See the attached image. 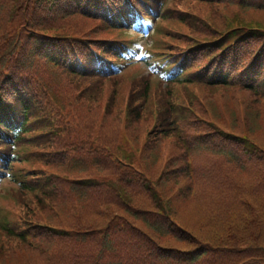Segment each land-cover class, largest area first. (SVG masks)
<instances>
[{"label":"trees","instance_id":"obj_1","mask_svg":"<svg viewBox=\"0 0 264 264\" xmlns=\"http://www.w3.org/2000/svg\"><path fill=\"white\" fill-rule=\"evenodd\" d=\"M189 1L188 9L195 6L223 16L229 12L228 6L242 15H246L243 10H250L248 14L264 11V4L253 0ZM121 2L0 0V128L8 131V115L28 112L37 100L57 106L50 93L53 90L64 102L59 108L62 115L43 124L50 132L42 163L47 165L51 179L49 175L47 180L42 178L38 169L30 174L31 181H24L22 191L32 195L28 217L33 223L28 221L24 232L1 227L9 243L16 241L6 253L50 229L46 253H37L46 257L48 264L57 246L59 260L67 256L68 262L56 264H264V145L244 136L247 140L238 139L242 145L237 148L216 122L204 119L198 104L201 100L195 99L191 110L172 98L173 85L184 89L192 85L196 94L204 88H234L248 92L257 104L263 102L264 26H241L246 28L242 32L235 27L220 31L210 26L199 30V36L170 30L166 36L174 46L172 57L182 58L184 77L174 74L166 86L152 83L151 76L138 79L130 84L127 95L119 98L116 78L102 93L99 83L85 85L64 69L65 61L75 53L65 37L95 38L99 32V23L92 19L93 28L81 33L73 22L78 18L72 16L86 13L75 5L80 3L86 12L93 6L115 12ZM165 18L189 29L191 22L200 17L196 11H171ZM225 71L232 76L231 81L223 74ZM149 89L152 95L148 99ZM46 90L49 98L43 99ZM117 105L122 106L123 135H127L120 134L114 150L110 144L113 133L107 137L102 125L107 117L116 121ZM150 118L154 119L152 133L141 145L135 138V128ZM94 122L99 126L94 127ZM23 129L24 125H19L15 140H20L18 132ZM166 140L179 154L167 162V168H159L154 165L158 157L153 160L147 155V147L152 149ZM69 151L75 161L69 159ZM200 152L222 153L228 163L225 170L236 172L239 181L234 183L208 172L206 166H196L194 155ZM66 161L70 167L79 165L75 170L80 169L81 174L71 176L57 171H66L62 168ZM189 177L210 188L190 193ZM163 180L170 187L167 199L160 188ZM181 182L187 184L185 189L178 184ZM183 192L188 199L195 195L202 198L204 218L177 220L171 202ZM63 206L68 223L50 224L51 219L58 221ZM82 208L88 211L84 220L79 213ZM45 212L49 226L36 224Z\"/></svg>","mask_w":264,"mask_h":264},{"label":"rangeland","instance_id":"obj_2","mask_svg":"<svg viewBox=\"0 0 264 264\" xmlns=\"http://www.w3.org/2000/svg\"><path fill=\"white\" fill-rule=\"evenodd\" d=\"M260 1L264 4V0H253V2ZM191 3L189 0H172V4L174 6L181 7L182 11L186 13H192L196 11L198 13V20L191 22V27L189 29H186V27L179 23L178 21H168V20H161L158 22L156 26L155 32L150 37V44L154 49H166L169 44V39L166 36L167 33L170 30H178L179 35H189L193 34L195 36H199V33H197L199 30H202L207 27H215L216 29L220 31H226L227 29H230L232 27H235V30L237 32L246 31L245 27L241 26H264V11H260V13H251L248 14L249 11L243 10V12L246 13V15H242L241 13L232 12L230 10L235 9L232 6H228L227 12L223 16L218 13H211L208 11H204L201 8L193 7L192 9H188L187 5ZM171 1H170V7H172ZM252 12V11H251ZM205 14V16H203ZM236 14V15H235ZM76 17L78 19H73L74 24L79 25L81 29V33H88L87 30L93 28V23L91 21L80 17V16H72ZM209 18V19H208ZM220 29H219V28ZM114 35V34H112ZM101 37V35L95 36V38ZM173 44V43H171ZM174 47V46H173ZM141 67L138 66H132L127 71H125L122 75V79L119 82L118 86L116 87V90L118 95L116 97L122 98L124 95H127L128 86L130 83L131 76L135 74L136 72L141 71ZM113 80L106 81L103 85V87L109 86V84ZM152 83H155V80H151ZM174 90L172 91V98L174 101H176L178 104L183 105V107H188L189 109L193 110V104L195 99L201 100V103L198 102V104L201 107L202 113L204 114V119L207 121H213L218 124L220 127L222 133L228 134V136L231 138L234 142H229L232 145H235L237 148L242 145L241 142L238 141L240 138H245L244 136L250 138L251 140L264 145V101L263 102H254L251 99V95L244 91V90H236L234 88H228V89H212V88H204V91L202 89H197L198 93L195 92V87L192 85H186V88L179 87L178 85H173ZM104 89L102 88V93H104ZM97 96V100L100 101L101 95ZM108 90H105L104 99L107 98ZM61 103L57 102V106H60ZM37 106V105H36ZM39 106V105H38ZM211 108L214 109V111L211 112ZM118 114H115L116 121L114 122L111 117H107L105 122L103 123V130L104 133L109 137L113 133V141H110L111 147L116 150L118 143L120 141L119 136H126L127 134L123 135L124 133V120L122 116V106H118ZM191 114V113H189ZM154 119L150 118L146 121H143L141 124H138L135 128L136 131V140L137 143H140L141 145H145L146 142H148L150 138H146V136H150L152 133L151 127L153 125ZM226 122L225 127L222 129V123ZM94 127H98L99 125L94 122ZM137 124V123H136ZM135 124V125H136ZM134 125V126H135ZM132 129V128H131ZM121 134V135H120ZM147 134V135H146ZM246 139V138H245ZM128 141V139H125ZM247 140V139H246ZM146 141V142H145ZM238 141V142H237ZM249 141V140H248ZM122 142V140H121ZM251 142V141H250ZM106 143V142H105ZM253 143V142H252ZM107 146V144H106ZM35 147H28L22 143V150H24L25 153H30L32 149ZM147 155L151 156L153 160H155L156 157H158L157 162L154 164L155 166L161 168V167H168L167 162L171 160L172 157L176 158V156L179 154V151L174 148V146H170V140H166L164 143L158 142L156 147L154 148H148L147 147ZM138 155V153H137ZM182 156V155H181ZM180 156V157H181ZM138 157V156H137ZM195 157V164L196 166H206L208 168V172H211L212 174L220 175L224 178L229 179L230 181L237 183L239 181V176L236 172L225 170L224 165L228 164L225 160V157L220 152H200L196 153L194 155ZM69 159L72 161H75L76 158L74 157V154L69 151ZM181 165H183V161L180 162ZM13 172L16 177V179L22 180L24 179L23 173H32L33 170L43 169L49 174V170L47 169V166H44L41 164V162L38 159L28 161H17L13 164ZM79 166V165H78ZM78 166L70 167L69 164L66 162H63L62 168H64L66 171H60L63 174L67 175H75L78 176L81 174L80 169L75 170V168H78ZM74 169V170H73ZM72 170V171H68ZM29 173V174H30ZM203 173V172H202ZM202 173H199L197 177H199ZM25 175V174H24ZM191 180V191L188 189V192H200L201 190H208L210 186H208L206 183L200 181L193 182L191 177H189ZM34 181H37L36 179H33ZM31 181V180H30ZM168 183H164V180L160 182V188L163 189V193L166 194V198L168 196L170 197L169 190L170 187L167 186ZM183 186L182 188H186V183H178ZM3 188L0 189V218L3 219V221H7L11 223V226H24V220H28L30 223H33L32 217H28V213L30 211L31 207V199L32 195L27 194L25 192L19 191V186L17 184L6 183L2 186ZM18 192H21L20 196L17 195ZM202 192V191H201ZM203 193V192H202ZM193 196V195H192ZM202 198L195 195L193 199H188L187 194L183 192L181 195H177V197H174L171 202L173 214L177 220H180L181 218L185 221L190 222L191 219H202L205 217V210H204V203H201L200 200ZM28 203L26 204V202ZM30 201V202H29ZM26 205V206H25ZM65 206L60 208L59 211V217H57L58 221L55 220V222H52L51 219L49 221L52 225H59L64 226L66 225L68 217L65 216ZM79 213L82 215L83 220L88 214V211L85 208H82L79 210ZM39 222H35L36 224H45L48 225V213H43ZM14 222V223H13ZM69 225V224H68ZM46 231L45 234L39 233L35 234L34 239L30 240L27 239L26 244L21 245L18 248H11L9 253H6V249L10 244H16L14 240H12L9 243V240L6 238V236H3V234L0 231V264H48L47 258L43 256H39L38 254L44 255L46 253L44 247H46L49 241V231ZM61 242V239L57 240V244ZM9 243V244H8ZM7 244V245H5ZM52 248L55 249V246L52 244ZM58 248V246H57ZM57 248L53 251L54 258H51L49 263L56 264V262H68V257L65 256L59 260V256L56 255ZM38 253V254H37Z\"/></svg>","mask_w":264,"mask_h":264},{"label":"snow or ice","instance_id":"obj_3","mask_svg":"<svg viewBox=\"0 0 264 264\" xmlns=\"http://www.w3.org/2000/svg\"><path fill=\"white\" fill-rule=\"evenodd\" d=\"M137 59H139V58H137Z\"/></svg>","mask_w":264,"mask_h":264}]
</instances>
